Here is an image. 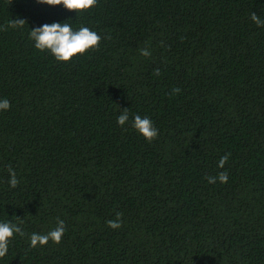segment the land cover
<instances>
[{"label":"trees","instance_id":"16d2710c","mask_svg":"<svg viewBox=\"0 0 264 264\" xmlns=\"http://www.w3.org/2000/svg\"><path fill=\"white\" fill-rule=\"evenodd\" d=\"M252 13L264 19V0H97L80 13L0 0V26L26 21L0 31V222L26 233L0 264H264V26ZM54 22L97 32L99 49L67 63L35 49L29 31ZM137 114L158 130L151 143ZM220 171L227 183L209 184ZM57 218L60 244L31 248Z\"/></svg>","mask_w":264,"mask_h":264},{"label":"clouds","instance_id":"9594fccd","mask_svg":"<svg viewBox=\"0 0 264 264\" xmlns=\"http://www.w3.org/2000/svg\"><path fill=\"white\" fill-rule=\"evenodd\" d=\"M36 3L47 5L48 7L62 6L67 11L76 13L88 11L97 4V0H36ZM250 20L257 26H264V19H261L255 13L250 15ZM26 25L23 19L11 20L7 25L0 26V31H7L9 28H21ZM108 38V37H105ZM29 39L34 42L35 49L39 51H47L57 62L67 63L77 55H84L87 51H95L99 49L101 36L88 27L81 26L78 30H74L70 23H51L44 24L38 28L29 31ZM139 54L143 57H149L151 52L149 48L139 49ZM154 75L160 74L159 69L154 70ZM179 88H173L171 95L175 96L180 93ZM11 107L8 99H0V111H7ZM129 121L128 109L120 112L117 117V125L124 126ZM131 127L148 143H151L158 136V130L153 126L152 121L147 117L135 115L132 118ZM231 153H225L218 163L217 168L223 169L228 162ZM9 174L8 184L11 188H16L19 184L16 172L13 168L8 167ZM209 184L217 181L224 184L228 181L226 171H220L216 176L205 177ZM122 213H116L114 219L106 222L109 229L116 230L122 227ZM20 221V219H17ZM22 223V221H21ZM65 233V223L57 218L54 228L46 234L32 233L29 237L30 247L35 248L38 245L43 247L51 241L53 244L59 245ZM14 234L24 237L26 233L18 223L0 222V258H3L8 252L10 239Z\"/></svg>","mask_w":264,"mask_h":264}]
</instances>
